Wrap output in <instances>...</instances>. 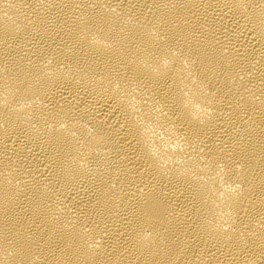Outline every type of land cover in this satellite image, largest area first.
Masks as SVG:
<instances>
[{
	"label": "bare ground",
	"instance_id": "obj_1",
	"mask_svg": "<svg viewBox=\"0 0 264 264\" xmlns=\"http://www.w3.org/2000/svg\"><path fill=\"white\" fill-rule=\"evenodd\" d=\"M0 264H264V0H0Z\"/></svg>",
	"mask_w": 264,
	"mask_h": 264
}]
</instances>
